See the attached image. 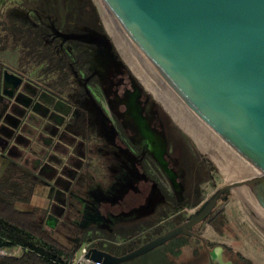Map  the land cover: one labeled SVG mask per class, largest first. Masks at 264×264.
I'll use <instances>...</instances> for the list:
<instances>
[{
	"label": "water",
	"instance_id": "95a60500",
	"mask_svg": "<svg viewBox=\"0 0 264 264\" xmlns=\"http://www.w3.org/2000/svg\"><path fill=\"white\" fill-rule=\"evenodd\" d=\"M102 1L149 76L255 175L221 186L184 223L128 253L92 247L84 257L122 264L174 236L196 235L193 227L207 220L221 193L237 196L264 234V0ZM14 77L17 93L9 98L22 112L4 122L0 138L7 144L16 129L35 122L34 115L51 121L37 105L56 109L22 77L5 73V80ZM49 214L45 222L53 226L51 218L61 214Z\"/></svg>",
	"mask_w": 264,
	"mask_h": 264
},
{
	"label": "crops",
	"instance_id": "0c3cea01",
	"mask_svg": "<svg viewBox=\"0 0 264 264\" xmlns=\"http://www.w3.org/2000/svg\"><path fill=\"white\" fill-rule=\"evenodd\" d=\"M48 103L56 104V109L42 106L48 110L50 122L34 115L35 122L16 129L9 144L0 138V200L43 222L69 256L84 245L88 250L97 247L124 254L165 233L168 226L164 227L161 217L153 216L158 201L147 211L144 209L150 201H133L138 195L135 189L143 185L141 171L119 169L113 164L116 157L111 161L113 154L97 149L103 147V142L94 139L97 121L88 134L70 129L65 122L66 111L57 102ZM10 107L11 114L5 110L4 130V122L14 121L12 115L22 112L17 105ZM214 211L204 221L201 240L177 235L122 264H264V234L256 223L245 214L241 218L233 216L229 222L235 226L239 218L244 237L238 236L237 242L222 234L220 241L211 227L217 218ZM49 213L61 214L57 220L51 218L53 226L45 222ZM134 213L137 217H131ZM16 246L20 245L5 249Z\"/></svg>",
	"mask_w": 264,
	"mask_h": 264
},
{
	"label": "flooded vegetation",
	"instance_id": "af4514ba",
	"mask_svg": "<svg viewBox=\"0 0 264 264\" xmlns=\"http://www.w3.org/2000/svg\"><path fill=\"white\" fill-rule=\"evenodd\" d=\"M11 2L14 5H10ZM9 5L10 14L18 21L17 26L21 27V22L26 21L32 29H38L39 34L36 36L42 42V48L28 36L29 31L23 32L21 29H13L15 39L21 37L19 40L14 39L15 46L0 42V134L5 135L2 125L5 110L15 105L13 98H9L13 97L9 92L14 95L17 93L15 77L5 80L7 72L22 77L30 92H43V99L57 102L66 111L65 122L70 129H79L88 134L97 121V137L94 139H97V143L103 142V147L97 146V149L113 154L111 161L114 157L117 159L113 164L117 162L128 170L135 169L142 173L143 185L135 189L138 195L133 197L134 203L150 201L152 207L144 209L147 211L152 210L153 203L158 201L153 216L161 217L164 224L170 222L164 226H168V230L184 223L195 210L189 209L193 199L182 200L178 194L181 190L180 175L174 169L169 155L168 129H174L167 123L163 113L162 117L156 115V126L148 117L146 107L153 104V99L145 97L143 89L124 74L118 80L122 87L116 89L120 97L115 90L113 98L107 102L108 106L100 99L97 89L101 91V86H106L97 76V69L90 68V57L85 54L86 51L83 54L79 49L81 38L99 32L86 23L71 20L70 0H0V12L4 14ZM68 55L72 56V64L68 62ZM64 60L72 66L70 76L64 72ZM36 108L44 114L48 112L41 105ZM162 160L167 163L168 170ZM192 192L196 197V192ZM225 198V194L221 193L218 203ZM204 223L196 224L192 229L196 235L189 236L201 240Z\"/></svg>",
	"mask_w": 264,
	"mask_h": 264
},
{
	"label": "rangeland",
	"instance_id": "374dc122",
	"mask_svg": "<svg viewBox=\"0 0 264 264\" xmlns=\"http://www.w3.org/2000/svg\"><path fill=\"white\" fill-rule=\"evenodd\" d=\"M98 1L99 0H91L98 11L99 20L102 24L104 32L99 34L90 33L91 36H89L88 38H81V40H79L81 43L79 45V49L83 52V54L84 51H86L85 54L90 57V68L97 69V76H99L100 81H102V85L104 84L106 86L105 88L101 86V91L97 89V92H99L100 94V99L106 104V106H108L107 102L110 98H113L115 90L122 87V84H120V81L118 82V80H120L121 74H124L126 78H132L135 83H139L138 85L143 89L145 97H151L153 99V104H150V107L147 106L146 108L148 111H146L148 117L152 122H154L155 126L158 124L156 115L158 116L160 114V116L162 117L161 113H163L164 116L170 118L172 124L176 126L180 132L176 133L175 131L168 129L170 139L169 149L171 150L169 155L170 159L172 160L174 169L178 171L180 175L179 179L181 190L178 192V194L181 195L182 200L185 198L190 200L193 199V205L192 207H189V209H196L198 205H200L206 199L210 198L221 186L255 175L252 173L250 174L249 170L247 171V175L240 177L227 172V170L225 168H222L221 166V164H223L222 158H225L226 162H230L232 166L240 165V161L237 158L232 157L226 149L219 146L220 144L215 141V138H213V136L207 130H205L196 120L190 117L193 121L192 124L194 128L202 135H204V139L206 140L205 142L200 141L199 137H197L196 139L192 135V133L183 128L180 123L176 121L173 115L167 110L163 102L159 100L150 89L147 88L145 83L139 76H137L134 69L127 62V59L121 51L114 35L108 29L107 23L105 22V19L103 17V13L99 5V3H102L103 1ZM102 5L104 6V4ZM114 85H117V87H113ZM111 91H113V93ZM103 95L105 96V98L103 97ZM117 96H119L118 92ZM110 111L112 112V110ZM195 132L196 131L194 130V135ZM226 152L229 154V156L228 154L226 155ZM215 153L220 156H217ZM224 155H226L227 157H225ZM116 163L115 165L117 166V168L123 169L121 165ZM168 186L170 187V189H172L169 183ZM192 191L196 192V197L193 196ZM238 201L239 199L237 198V196L229 194L226 196L225 200H221V202L218 203V206L214 211L215 215H217V218H215L214 223H212L211 227L213 226L215 228V233L216 235H219L218 239L220 241L223 238L222 234H224L226 239L231 237L235 238L236 241L240 240L238 236L244 237V232L241 229L242 227L238 225L237 221L239 220V218H241L240 216L242 214L249 216V218H251V216L244 208L242 203L240 205V201ZM229 204H231L232 206H229L227 208ZM147 207L152 206L148 205L145 208ZM137 215L138 213H134L131 217H137ZM245 215L244 217H246ZM233 216H239V218L235 222V226L232 221L229 222V219H232ZM70 218H72V216H70ZM167 222L165 224H162L164 226H166V224L169 225L170 222ZM222 222L225 224H222ZM73 223L74 221H72L70 225L71 228H73ZM77 225L78 223H76V226ZM214 244L217 243L214 242ZM172 245L173 242L167 243L165 244V247H170ZM37 246L40 247L41 245L38 244ZM34 248H36V246H34Z\"/></svg>",
	"mask_w": 264,
	"mask_h": 264
},
{
	"label": "trees",
	"instance_id": "16d2710c",
	"mask_svg": "<svg viewBox=\"0 0 264 264\" xmlns=\"http://www.w3.org/2000/svg\"><path fill=\"white\" fill-rule=\"evenodd\" d=\"M11 4L13 3L11 2ZM70 5L72 10L71 17H73L71 18L72 21L81 24L86 23L99 33L104 32L99 20L98 11L91 0H70ZM10 8L11 6L5 10L4 14L0 12V42L3 41L6 46H15L13 29H21L23 32L29 31L28 36L35 39L38 47L42 48V42L36 36L39 34L38 29H32L26 21L21 22V27L17 26L18 21L10 14ZM20 38L18 37L15 40H19ZM71 55H68V62L70 64H72ZM58 63L60 64L61 61ZM69 63L66 64L64 60V72L70 76L72 66ZM165 119L167 123H170L174 131L180 132L172 124L169 117ZM38 244L41 246H37ZM13 245H21L26 249L21 256H0V264H58L56 261L59 259L58 256L68 254V250L47 232L43 222L37 220L33 215L17 212L11 205L0 200V248Z\"/></svg>",
	"mask_w": 264,
	"mask_h": 264
},
{
	"label": "bare ground",
	"instance_id": "6f19581e",
	"mask_svg": "<svg viewBox=\"0 0 264 264\" xmlns=\"http://www.w3.org/2000/svg\"><path fill=\"white\" fill-rule=\"evenodd\" d=\"M102 4H104V3L103 2L99 3V5L101 7V11L103 13V17L105 19V22L107 23L108 29L114 35V37H115V39H116L121 51L123 52L125 58L127 59V62L134 69V71L137 74V76H139L141 78V80L145 83L147 88L150 89L154 93V95H156V97L163 102V104L165 105L167 110L173 115V117L176 119V121H178V123H180V125L183 128H185L190 133H192V135L196 139H197V137H199L200 141L205 142L206 140L204 139L205 138L204 135H202L199 131H197L194 128V126L192 124L193 121L191 120L192 117L189 116L186 112H184L181 108H179L178 105L173 101V99L143 69V67L141 66L140 62L138 61V59L136 58V56L134 55V53L130 49V47L128 45V42L125 39L126 36H125L122 28L119 26V24L115 21L113 16L108 11V9L105 7V4H104V6ZM194 130L196 131L195 135H194ZM215 141L220 144L219 146H221L222 148L226 149L217 139H215ZM228 153L232 157L236 158L229 151H228ZM228 153L226 152V155ZM215 154L217 155V153H215ZM229 154H228V156H229ZM226 155H224V156L227 157ZM217 156H220V155H217ZM222 159H223L222 160L223 164H221L222 168H225L227 170V172H229L230 174L237 175L239 177L247 175V173H248L247 171L249 169L246 166H244L241 162H240V165H238V166L237 165L232 166V164L230 162H228V163L226 162L225 158H222ZM249 173L251 174L252 172L249 170Z\"/></svg>",
	"mask_w": 264,
	"mask_h": 264
},
{
	"label": "built area",
	"instance_id": "2783aa9c",
	"mask_svg": "<svg viewBox=\"0 0 264 264\" xmlns=\"http://www.w3.org/2000/svg\"><path fill=\"white\" fill-rule=\"evenodd\" d=\"M88 248V245L81 246L78 252L70 256L61 254L56 261L58 264H103L102 262L84 257L89 251ZM25 249L21 245L13 247L12 249L0 248V256H21Z\"/></svg>",
	"mask_w": 264,
	"mask_h": 264
}]
</instances>
